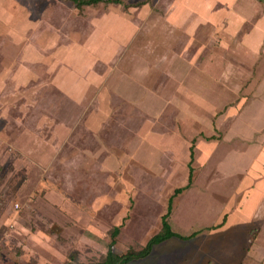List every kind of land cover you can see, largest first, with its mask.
I'll use <instances>...</instances> for the list:
<instances>
[{"label":"rangeland","instance_id":"374dc122","mask_svg":"<svg viewBox=\"0 0 264 264\" xmlns=\"http://www.w3.org/2000/svg\"><path fill=\"white\" fill-rule=\"evenodd\" d=\"M66 1L69 3V0ZM134 1L137 4H134ZM122 2L124 9L134 18L133 13L138 7H142L146 13L165 15L172 0ZM178 2L180 14L176 19H181V15L188 13L189 9L197 12L199 8L197 0ZM233 2L208 0L206 10L200 5V12L197 13L205 20L206 25L201 26L194 36L191 35L194 32L191 26L189 32L186 31L188 35L180 33L188 22L192 24L195 21L194 16L186 17L184 25L182 20L170 22L159 20L155 16L153 20L149 16L148 19H134L142 25L144 33L150 27L155 28L153 38L156 41L153 47L159 51V60H165L167 52L172 53L171 57L176 54L187 57L182 72L185 97L168 106L169 113L160 115L157 119L144 112L140 114L139 111L132 110L134 102L125 101L113 94L105 101L98 100L97 93L100 89L97 87L89 89L87 99L80 105L49 83L51 73L46 69V62L50 58L48 53H45L44 62L34 64L39 79L30 84V110L24 123L18 124L13 119L0 121V127L5 123V127L0 128V264L99 262L106 254L113 227L121 222L119 234L114 238L113 250L122 254L129 249L142 248L150 234L155 231V224L165 210L170 188L177 185L176 182L182 174L177 172V163L171 166L176 169L167 180L163 175L160 174L159 177L151 170L153 167L161 172L170 164L166 165L167 148L162 152L158 145L151 144L149 140L143 145L136 142L134 151L142 156L143 163L135 156L132 157L135 164L124 163L120 169L104 168L103 160L107 155L121 151L123 156L128 140L140 124L144 129L151 126L152 130H174L177 135L173 140L178 146L176 151L194 135V176L189 187L190 194L178 199L170 219L171 226L178 233L189 234L197 230L202 232L199 234L200 239L188 241L186 246L178 242V239H173L155 248V257L152 256L150 260L141 258L129 264H155L158 251L168 254L178 245L183 248L178 247L180 249L175 252H178L179 256L171 259L170 264H189L188 258L191 259V264L193 263L192 252L197 250L202 237L213 233L206 227L218 224V218L222 215L211 198L204 196L208 191L216 189L217 183H225L223 178L218 179L220 174L214 170L216 162L209 158L211 151L219 148L223 151V157L226 154L229 156V160L223 165L225 172H229L232 142L240 136L246 138V123L248 120H255L254 118L259 117L257 114L263 111V104L258 101L255 102V112L252 97H257L262 92L258 89L262 85L253 83V79L255 76V80L262 77L264 69L247 66V58L244 54H238V48L236 49L240 36L247 30V25L244 24L234 38H230L229 32L224 30L227 22L232 20L230 13ZM235 2V10L246 16L247 0ZM113 6L118 7L112 3H100L83 6L78 10H67L66 6H63V32H67L72 24L73 29L76 27L84 34L90 27L86 15L90 17L91 13L100 14ZM71 15L73 19L69 20ZM75 15H78V18H75ZM167 23L173 24L175 30L169 29ZM34 34L28 38L33 40ZM77 38L81 41L84 35ZM66 40L68 37L64 35L63 41ZM145 44L150 46L149 42ZM170 44L173 46L170 47ZM219 47L225 59L222 68L224 74L216 67H208V71L202 75L198 71L200 63L189 57H199L204 53L207 57H212L219 51ZM139 54L137 57L132 54V59H141ZM237 55L239 56L236 57ZM234 60L237 62V68L232 67ZM95 70L101 73L105 69L97 64ZM159 70L163 73L154 74L159 77V82H165L168 77L177 76L179 72L178 68L172 69L171 73L164 67ZM142 71L145 72V69L141 68ZM2 101L7 107L9 105L12 116L17 117V103L20 101L7 98ZM135 104V107H139L138 103ZM98 108L106 109L107 112L100 117L98 130L94 135L87 130L86 121L89 114H93ZM41 118L42 126L39 123ZM58 121L76 123V127L71 141L52 158L47 153L53 148H41L37 146L36 141L40 138L53 143L52 125ZM18 127L30 130L31 138H20L16 149L13 139ZM149 137L152 138L153 135L150 134ZM92 150L96 153L94 158L89 154ZM75 152L77 154L73 156L72 153ZM111 157L112 160L115 159L114 155ZM112 165L114 166V163ZM230 187L231 181L227 185L228 193ZM224 210H229V206ZM215 236L207 238V242L215 244L214 250L209 251L205 258L207 261L209 258L210 261H217L215 251L218 247V237Z\"/></svg>","mask_w":264,"mask_h":264},{"label":"crops","instance_id":"0c3cea01","mask_svg":"<svg viewBox=\"0 0 264 264\" xmlns=\"http://www.w3.org/2000/svg\"><path fill=\"white\" fill-rule=\"evenodd\" d=\"M178 1L172 0L165 15L146 13L142 7H138L133 13L134 18L124 9L122 0H119L118 3L110 2L118 5V7L113 6L100 14L91 13L90 17L86 15L85 18L90 27L87 32L81 34L76 27L73 29L72 24L70 28L67 27V32H63V6H66L67 10H78L71 0L69 3L66 0H0V121L13 119L18 124L24 123L30 110V84L39 79L34 64L44 62L45 53L50 56L46 62V69L51 73L49 83L60 93L80 105H83L87 99L86 95L89 89L97 87L100 89L97 93V98L100 101H105L108 96L113 94L125 101L134 102L132 110L139 111L140 114L144 112L153 119L169 113L168 106L185 97L183 93L185 89L182 88V84L185 83L182 72L184 60L187 57L180 54L171 57L172 53L167 52L165 60H159V51L153 47L156 41L153 38L155 28L150 27L144 33L142 25L134 19H148L147 16H149L153 20L155 16L159 20L164 19L170 22L182 20L184 25L186 17L194 16L195 21L192 24L188 22V25L184 26L185 29L180 31L185 35L191 26L194 31L191 35L194 36L196 31L201 29V26L206 25L205 20H202L197 12H200V5H203V9L206 10L208 0H197L199 3L197 12L189 9L188 13H182L184 17L181 15V19H176L178 18L177 15L180 14ZM233 1V9L230 13L233 21L227 22L224 30L229 32L230 38H234L246 24L247 30L240 36L236 49L238 48V54H244L243 56L247 58V66L264 69V0H247L248 12L246 16L239 10H235L236 2ZM100 3L104 4V2ZM72 16L69 20L73 19ZM76 17L78 18V15H75ZM213 25L216 26L217 23ZM167 26L169 29L175 30L173 24L167 23ZM32 34L35 38L30 40L28 36ZM169 34L171 33L169 32ZM64 35L68 37V40L63 41ZM79 35H84L81 41L77 38ZM147 42L150 43V46L145 44ZM171 46L173 44H170ZM147 48L149 49L146 50ZM132 54H135L136 57L139 54L142 58L132 59ZM189 58L191 60L194 58L196 62L200 63L198 71L202 75L208 71V67H216L224 74L222 68L225 59L221 47L212 57H207L204 53L199 57L190 56ZM261 58H263L262 61ZM97 64L104 66L105 70H102L101 73L97 72L95 70ZM160 67L168 69L170 73L172 69L178 68V75L168 77L165 82H159V77L154 76V74L163 73L159 70ZM232 67L237 68L236 60L233 61ZM141 68L145 69V72H141ZM255 77L253 83L261 84L262 86L258 89L262 92L257 97H252L253 106L256 112L257 104L255 102L261 101L259 103L263 104V111L257 114L259 117L254 118L255 120H248L246 123V138L240 136L232 142L229 153L232 156L229 172H225L223 166L229 160V156L226 154L223 157V151L219 148L211 151L209 158L216 162L214 170L220 174L218 179L223 178L225 183L224 185L222 182L217 183L216 189L208 191L204 196L211 198V201L218 207L219 214L222 213V215L218 218V224L206 227L211 229L213 233L202 237L203 240H200L197 250L192 252V264L197 262L198 264H264V75L258 77L257 80ZM5 98L11 101H20L17 103V117L12 116L10 109H8L9 105L8 107L4 105L2 100ZM135 103H138L139 107H135ZM106 112V109L98 108L93 114H89L86 121L87 130L94 134L98 130L97 124L100 122V117L104 116ZM39 123L42 126V118ZM4 124L0 128L5 127ZM75 127L76 123L67 124L58 121L52 125L53 143L38 138L37 146L53 148L47 154L52 158L56 157L60 150L71 141ZM30 132L24 127H18L14 135L13 146L17 149L20 138L27 139ZM150 134L153 135L154 139L149 137ZM192 137L191 140L185 141L184 145L182 144L183 147H179V151H176L175 148L178 146L173 140L177 138V135L174 130H152L151 126L144 129L140 124L138 130H134L128 140L123 156L120 151L107 155L103 160L104 168L110 170L112 168L120 169L124 163L135 164L133 162L135 156L140 163H143L142 156L134 151L136 150V142L143 145L146 140H149L151 144L158 145L162 152L166 151L164 149L167 148L168 161L166 165L170 164L161 172L153 167L151 170L159 177L160 174L163 175L167 180L176 169L171 166L177 163V172L182 174V177L176 182L177 185L170 188L164 206L165 210L158 223L155 224V231L150 234L147 240L160 230L161 218L167 212L168 201L171 197L168 223L171 230L180 237L173 236L154 245L150 253L144 257L146 259L149 258L150 260L153 258L152 256L155 257V248L165 245L170 240L178 239V242L184 243L183 246H186V242L201 238L199 234L202 231L200 230L189 234L176 232L171 226L170 219L173 206L178 199L190 194L189 187L192 181L188 185V177L191 160L190 147L192 145L193 152H195V139ZM76 154V152L72 153L73 156ZM89 154L91 158L96 156L94 150L90 151ZM112 155L115 156L114 160L111 159ZM192 163L193 161L191 162L193 168ZM193 172L194 169L192 180ZM228 180L231 181L229 193ZM177 188H182V190L174 194ZM228 206L229 210H224ZM121 226L122 222L114 227H119L120 230ZM215 230H219V232L217 233ZM212 235L218 237L216 240L218 247L215 251L217 261H210V258L208 261L205 259L209 254L208 252L214 250L215 244L207 242V238ZM110 242L111 240L108 246ZM183 246H174L168 254L158 251L155 264H170L171 259H176L179 256L178 252L175 251L183 248ZM187 260L191 264V259L188 258Z\"/></svg>","mask_w":264,"mask_h":264},{"label":"trees","instance_id":"16d2710c","mask_svg":"<svg viewBox=\"0 0 264 264\" xmlns=\"http://www.w3.org/2000/svg\"><path fill=\"white\" fill-rule=\"evenodd\" d=\"M71 1L74 3L76 8H78V9L82 8L83 6L94 5V4H97L100 2H104V3H110V2L118 3L119 2V0H71ZM193 155H194V152H193V145H192L190 147V158H191V160L189 163L188 185L192 181L193 168L191 167V162L193 161ZM181 190H182V188L175 189L174 194L177 192H180ZM171 198L168 201L167 212L161 218L160 230L157 233H155L154 235H152L147 240V242L145 243V245L141 249H139V250L129 249L128 252L122 253V254L116 253L113 250V244H114V238L119 232V227H114L112 232H111V238L112 239H111V242L108 246V249H107V252H106L104 258L101 261L93 263V264H127L130 261L146 257L150 253V251L154 245H156V244H158V243H160V242H162V241H164L170 237H173V236L180 237L178 234H176L175 232H173L171 230L170 225L168 223V216L170 213L171 200H172ZM212 228H214V227H212ZM72 258H73V256H72ZM68 264H75V263L69 262Z\"/></svg>","mask_w":264,"mask_h":264}]
</instances>
